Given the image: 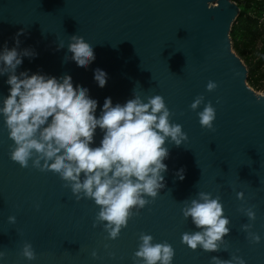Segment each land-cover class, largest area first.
<instances>
[{
  "label": "water",
  "instance_id": "95a60500",
  "mask_svg": "<svg viewBox=\"0 0 264 264\" xmlns=\"http://www.w3.org/2000/svg\"><path fill=\"white\" fill-rule=\"evenodd\" d=\"M240 11L235 0H0V50L6 43L14 47L23 29L20 51L37 53L25 56L18 72L70 75L74 86L88 88L98 100L97 116L106 97L123 104L134 91L145 99L161 95L171 121L188 135L179 147L166 141L167 186L112 240L106 222L96 220L94 200L77 201L57 174L10 158L14 141L0 115V264H134L142 233L153 235L154 243H170L174 264H212V256L229 260L233 254L264 264V94L249 84L248 66L233 48L231 30ZM73 35L94 46L96 59L88 68L71 59ZM97 68L108 74L105 87L94 79ZM6 80L0 76V106L10 87ZM210 80L218 84L213 91L207 90ZM200 95L217 110L213 129L200 124L204 105L191 108ZM102 136L98 128L94 146ZM201 192L219 196L231 221L218 252L181 242L182 233L200 231L182 208ZM249 208L255 220L246 215ZM245 224L261 235L260 243L248 239ZM25 243L32 244L36 260L22 255Z\"/></svg>",
  "mask_w": 264,
  "mask_h": 264
},
{
  "label": "clouds",
  "instance_id": "9594fccd",
  "mask_svg": "<svg viewBox=\"0 0 264 264\" xmlns=\"http://www.w3.org/2000/svg\"><path fill=\"white\" fill-rule=\"evenodd\" d=\"M23 31L17 33L14 47L9 48L6 43L0 50V76L7 75L5 83L10 86L0 106L9 138L14 141L10 158L21 167L27 168L31 161L40 171L57 174L66 182L65 187L71 188L77 201L94 200L99 206L96 220L106 222L108 238L115 240L130 219L154 202L160 190L167 186L165 160L170 153L166 141L179 147L188 140V135L181 124L171 121L173 113L161 95L145 99L134 91L133 98L123 104H114L111 97H106L97 116L98 100L90 96L88 88L74 86L70 75L58 78L31 70L18 72L25 56L37 55L31 49L20 51L19 37ZM68 51L82 69L96 59L94 46L79 35L71 36ZM94 79L100 87H105L108 74L97 68ZM217 87L215 81L207 84L208 91ZM201 105L203 110L197 113L200 124L213 129L217 110L211 101L205 104L203 95L195 98L191 108L196 111ZM98 128L103 136L99 145L94 146ZM176 176L184 180L185 170L180 168ZM237 196L242 199L243 193ZM182 214L200 229L182 233V243L192 250H221L231 232V221L219 196L213 198L211 193L201 192L198 199L185 202ZM246 215L256 219L251 208ZM8 219L16 222L15 216ZM251 227L242 226L251 242L260 243L261 235L249 231ZM139 239L134 264H174L175 249L170 243H154L153 235L148 233H142ZM4 255L0 252V261ZM22 255L29 261L37 258L31 243L24 244ZM92 256L98 257V253L93 251ZM211 262L247 264L242 256L235 254L229 260L212 256Z\"/></svg>",
  "mask_w": 264,
  "mask_h": 264
},
{
  "label": "trees",
  "instance_id": "16d2710c",
  "mask_svg": "<svg viewBox=\"0 0 264 264\" xmlns=\"http://www.w3.org/2000/svg\"><path fill=\"white\" fill-rule=\"evenodd\" d=\"M241 7L232 26L233 48L249 69L248 82L264 88V0H235Z\"/></svg>",
  "mask_w": 264,
  "mask_h": 264
},
{
  "label": "rangeland",
  "instance_id": "374dc122",
  "mask_svg": "<svg viewBox=\"0 0 264 264\" xmlns=\"http://www.w3.org/2000/svg\"><path fill=\"white\" fill-rule=\"evenodd\" d=\"M244 60V59H243ZM245 61V60H244ZM256 90V89H255ZM258 93H264V88L256 90Z\"/></svg>",
  "mask_w": 264,
  "mask_h": 264
},
{
  "label": "bare ground",
  "instance_id": "6f19581e",
  "mask_svg": "<svg viewBox=\"0 0 264 264\" xmlns=\"http://www.w3.org/2000/svg\"><path fill=\"white\" fill-rule=\"evenodd\" d=\"M264 94V93H263Z\"/></svg>",
  "mask_w": 264,
  "mask_h": 264
}]
</instances>
